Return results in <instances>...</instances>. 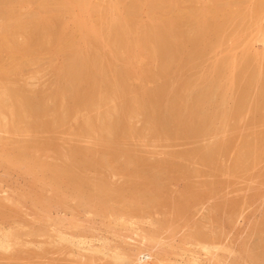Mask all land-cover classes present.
I'll return each mask as SVG.
<instances>
[{"label":"rangeland","instance_id":"374dc122","mask_svg":"<svg viewBox=\"0 0 264 264\" xmlns=\"http://www.w3.org/2000/svg\"><path fill=\"white\" fill-rule=\"evenodd\" d=\"M261 1L262 0H221V3H218L222 5L220 6L215 4L214 0H0V37H2V33L6 32H3V29L5 30V25L7 26L11 23V26H13V22H17L16 20L6 17V15H8L6 13H9V10H11L10 13L16 11V16L19 14L17 17L20 19L22 18L21 20H37V18L39 20H44V18L47 17V20H49L51 24L54 23L52 26H57L53 28L63 32L62 39L54 37L52 40L48 37L50 35H48L47 37L49 39L45 37L47 40L44 39L46 42L43 46H39V44L32 46L31 48H38L36 51L29 47L33 54L31 55V53H29L27 56L26 54L28 53H22V48L24 49L22 46L26 47L25 52H30L28 49L29 43L25 42L26 40L28 41L27 36L25 34L23 35V33L16 34L15 36L17 38L13 36L14 39L16 38L17 47L20 49L17 47L11 50L8 49L10 52L12 51V53L15 51L16 55H13L15 52L12 54L6 50L8 52L7 54V52H4L5 50L1 51L2 53L4 52V58L0 59V66H3L2 68L0 67V70H2L0 71V82L2 83V78L3 80L5 79L2 84H5L4 82L6 81V86L8 85V88L15 86V88L23 89L18 90L14 88L17 90L18 98L20 96L18 92L26 93L28 90L29 97L38 98L39 96L37 95H42V98L45 97L49 99V96L51 97L49 93L54 94L52 92L53 90L56 92L58 89H61V85H64V82L62 80L60 82L58 77L63 72V68L69 62L70 58H80L85 61H90V65L88 64L89 69L87 68V70L91 71L89 72L90 74L87 73L85 74L86 76H83V92L86 93L89 90L87 94L93 93V95L95 92V96L92 98L88 97L89 104L93 102L95 104H100L99 106L97 104L93 109L88 106L87 109V101V104L81 105L82 107L75 109V111H71V113L61 111H56V113H54L55 111H53L51 112L52 115L49 113L46 117H41V120L39 119L40 117H38L39 115H35L37 118H32L33 115L28 117V119L25 118L26 121L25 119L15 120V118L14 122L17 121L18 123L16 124L19 127H17L15 123H12L13 116L11 115V110L14 109L13 107H11V110H9L10 108L7 109V115L2 116L0 114V154L3 156L0 155V264H160V262L161 264H264V155L261 153L260 156L254 157L258 158V162L257 159H254L252 156H246L245 165H243L244 160L241 158L242 156L239 155L244 148H252L259 145L255 143H257L258 139L264 138V107L262 108L260 106L258 109L253 107L255 104L254 101L258 98V92L264 94V84L262 86V83H264V2L261 9V17H259V19L249 18L245 21L246 23L244 22L241 26L237 23H234L235 25L228 23V31L224 28V22L222 23L224 19L220 17L221 19H219L222 21H220L219 28L221 26V29H223L222 34L221 31H219V35H217L219 39H217L216 36L209 37V39L212 40L213 38L220 40V43H218L216 47H212L214 49H206L200 54V58L198 56L192 62L189 61L192 55V52H189L191 48L189 50L184 49L186 51L182 50L178 53L179 62H172L170 68H166V70L170 72V77L166 79V83H168V86L171 84L169 86L171 89L181 80L180 82L184 81L183 83L188 84L182 91L187 89L188 92L197 93L209 87L214 76V66L218 61L222 62L223 60H227L228 64L230 60L229 66L225 67L226 72L225 68L219 71V75L222 76L225 74L222 76L224 86L222 87L223 89H221L222 92L219 93L220 96L217 95L213 98L215 100L211 102L213 104L209 102H207V104L205 100L203 101L204 109H208L209 107L211 109L215 106L213 108L215 111L214 113H219V115L217 113L218 118L215 117L217 120L215 118V120H213V129L211 128L209 132L196 136L197 138L194 136L193 139H191L192 137L186 138L185 136H171L170 138L162 133L163 130L153 135V133L151 134L147 131L148 124L144 117L146 110L142 109L140 106L138 107L137 104L140 96H142L143 90H152V88L157 87V85L155 86L156 82L159 84V82L161 83L163 81V84L164 81H166L160 75L164 70L163 67H155L161 66V61L159 60L160 63H158V59L154 58V55H151V51L150 53L147 51L150 46L147 47L148 45L144 42L146 38L145 35L148 36V34H146L148 31H145L144 28L146 26L151 27L152 21L154 20L153 14L157 13L158 15L164 8H167L168 12H170L171 8L167 7L169 3L175 5H172L174 8L169 5L173 9L171 12L176 13L174 16H178V14L180 16H186L187 13L194 14L197 10L203 9H199V7H203V5L204 7L208 6V9L210 8L209 6H211V10L219 8L223 10V12L224 10L236 11L238 8H244L250 12L255 8V5ZM168 12L165 17L163 15L164 20H166V18L167 20L172 17L174 18V16L170 17L172 13L170 12V14H168ZM181 12L187 13L182 14ZM57 15L60 16L59 18L62 17L61 20L56 18L59 22L53 20ZM116 19L121 20L120 22L126 27L130 24L135 28L134 35L136 39L138 37V42H140L139 47L136 46V49L133 48L132 51L124 53L121 45L119 44L118 46L117 41L115 43L116 45L114 44V40L117 36L115 31H113L114 36H112L113 33H111L112 35L110 38L109 29L113 22L117 21ZM123 20H125V22ZM132 20L134 23H132ZM127 21H131V23H127ZM252 21L254 23H252ZM136 22L142 25L139 28L137 27L138 30L135 27L138 25H136ZM9 26L10 25L6 28ZM185 26V29L188 28L187 30L192 29L190 35H193L194 32L195 35H197V30H193L189 25ZM130 27H127V29H130ZM224 30L227 31V33H225ZM230 30H234V33ZM96 31L100 32L98 39L94 36ZM223 32L226 35H224ZM220 35L221 38L219 37ZM4 36L5 34L2 40L7 39ZM46 45L47 47L44 48ZM66 45L68 47H65ZM144 48H146V50ZM17 49L19 51L21 50L20 53L22 54H17ZM144 50L148 53L144 52ZM248 52L251 53V56L255 58V62L258 63L256 64V69L257 74H260L262 77L261 81L256 80L253 82L247 105L236 114L230 115V118L228 117L226 120L224 119L221 121V110L226 108L230 110L233 108V99L236 97L237 86H232L231 84L234 68L236 67L237 69L240 64L243 63L245 60L244 57ZM79 53L81 55H79ZM104 53H109L110 55H104ZM117 54H119V61L115 62V56H117ZM150 55L152 59L156 60V64L154 60L152 61ZM201 55H205L204 58H201ZM95 57H98L106 66V71L108 69L106 77L108 79L110 78L109 80L111 81L117 80L120 69L129 72L133 70L128 76V78L130 77L133 81L127 78V82L126 80V83L124 82L125 87L123 88L125 89L123 90L126 92L122 91L124 96L121 97V91L118 90V96L120 94V98H115L116 96L109 91L111 88L106 83L94 85L96 80L95 76L92 75V71L100 69V65L97 64ZM111 57H113V59ZM183 57L186 59L185 66L183 64L185 63ZM0 58H2L1 54ZM181 59L183 60V65H181ZM198 59H200L202 63ZM235 60L236 63L234 62ZM195 61H197V63ZM238 61H242V63ZM12 64L14 65L11 66ZM173 64L174 66H172ZM177 64H180L181 68L183 66L182 69L184 70H181ZM97 65L99 67L98 69L96 68ZM111 65L114 67L110 68ZM9 66L11 67L8 69ZM92 66H96V69ZM144 66L146 67L144 68ZM13 67H17V69ZM177 67L179 71L181 70L183 72V74H180L181 76L176 73L178 72ZM159 68L160 71H158ZM4 69H7V71ZM13 70L14 73L12 72ZM155 70L157 73H155ZM9 71L12 73V77L8 79L9 75L7 74ZM210 71H212L213 74L210 73ZM1 72H6L7 76H2L4 73L1 74ZM173 74L179 76V78H174ZM133 75H135L136 78L133 77ZM151 75L153 78H157H154L155 83ZM91 76H94V79L90 78L89 80ZM171 77L174 78V81ZM177 78L178 80L175 81ZM207 80L208 83L206 82ZM169 81L172 82L169 84ZM227 81L228 84H226ZM244 82L245 84H242V87L240 86V90L247 88L246 86L249 84V80ZM1 83L0 93L2 94L6 89H4L5 86H2ZM127 83L130 86H128ZM57 84L58 87L56 86ZM86 86L88 88L91 87V89H88ZM131 86L133 88H131ZM146 86L148 88H146ZM256 86L258 88H256ZM55 87L58 89L56 90ZM92 87L94 89L93 91ZM126 87L130 90H127ZM126 90L129 92L127 93ZM31 93H33V95ZM43 94H49V96L46 95L47 97H43ZM135 94L139 96L136 97L137 100L133 99ZM130 96H134L131 98L132 100ZM253 96L256 97L254 98ZM222 97L225 99L223 104H221V102H223ZM122 98L130 102L129 105H131V108H125L124 111H128L129 109L132 110V112L130 110V112H128L131 113L129 125L131 127L135 126L133 128L135 130L133 132L135 136H133V133L127 135V139L125 138L127 142L125 140V142H123L124 144L122 143L123 146L121 145V148L127 152L128 157H126L127 155H123L120 158L114 159L108 157L111 156L107 152L109 142H107L108 146L106 145V140L108 141L114 138V135L107 136L106 130H100L99 132L96 129L90 128L89 125L92 124L94 127L102 126V111L113 108L116 103L119 104V102H121ZM48 104L52 105L53 101L49 99ZM70 104H72V102H70ZM136 104L137 106H135ZM210 104L211 106H209ZM249 106H251V108H249ZM150 108L151 107H149V109ZM213 109L211 110L213 111ZM66 113L68 115L67 119L63 122H57L56 117L58 116H56V114L63 116ZM30 118L33 121L31 126ZM49 120H51L52 123H50L51 121ZM228 120H230V122ZM22 122H24L23 125L26 124L24 125L27 126L26 128L19 124ZM43 122H48L52 126L49 125V127L44 128L42 127ZM224 122L226 123L224 124ZM27 124H29V126ZM8 125L9 127L10 125L12 127L14 125V129H9ZM15 126L18 130H16L17 128ZM224 126L227 128H224ZM261 135L263 136L261 137ZM256 138H258L257 141ZM218 141L225 143L223 146V153H219L218 156L210 162L205 161L202 154H205L211 147L217 146L218 143H220ZM251 142H253L252 144L254 145H252ZM24 145L26 146L25 148L23 147ZM29 145L32 146V149L29 148ZM104 146L106 149H104ZM76 149L79 153L80 151L82 152L78 155V158L84 162V155L85 158H89L90 160L88 161L92 163H88L85 159L87 165L85 162L82 163L86 165L84 168H82L83 165L75 164L78 158L74 160L72 154L75 153ZM22 150H24L23 153L29 152L27 154L30 155V157L27 155L29 158L25 156L23 158L26 159H19L20 157L17 159ZM261 150L264 151V148ZM63 154L68 155V158ZM33 155V160L30 161ZM34 158H36L37 161L39 159V162ZM132 158L136 159H133V161L131 160ZM236 158L240 160L241 163L238 160H236V162ZM136 160L139 162H136ZM18 161H20V164L16 163ZM42 161L44 164L41 163ZM129 161L133 165L134 163L135 165L140 163L138 164L139 167L138 165L136 166L137 168L141 166L144 168L146 166L145 169L150 172L156 170L155 166L153 167L152 165L157 166L159 162H163V164H171V162H174V165L178 163L177 165H181V169L179 172L174 170L175 173L172 171L173 173L170 172L169 175L167 169H165L164 174L166 177L162 176L161 178L163 181L160 178L159 182H157L161 185L160 189L162 188L161 191H158V196H156L155 193L151 194V192L145 191L147 194L144 193V197L151 194L152 196L149 195L150 197L154 195L156 198V201H154L155 198H151L150 202H155L151 204L146 202L145 199L147 197L144 198L139 195L143 194L142 191L144 189L142 190V185H144L145 182H149V179H153V177L150 175L149 178L145 176L144 178L134 176L136 180L132 179L131 176H133V174L131 175L127 168L130 167V171L137 168L135 167L132 170L131 168L133 167L130 166L131 164ZM39 164L42 166H39ZM68 164L70 165L68 166ZM90 164L93 165L91 166ZM236 164H239L238 166L241 167L239 168L237 166L236 168ZM62 165L70 167V171L72 172L63 173V176L60 175L55 169H58L57 167L62 168ZM75 165H80L77 168L78 170ZM125 165L126 167L124 168L123 166ZM71 166L75 169H72ZM151 166L154 169L150 168ZM32 169L35 171L33 172ZM76 171L80 172L77 174L75 173ZM71 174L72 177L70 178ZM58 175L63 178L60 179ZM67 175H69V177H67ZM64 177L68 180L64 179ZM80 177L86 179H80ZM147 179L148 181H146ZM105 180H107V182L104 183ZM144 180L145 182H143ZM132 181H135V185ZM131 182L132 184H129V189L132 187L135 189L140 188V192L138 189L134 191L135 189L133 188V193L132 189L129 190L127 188L129 191L126 189L121 190ZM109 183L111 185H109ZM136 183L140 184V187H137ZM205 186L207 188H205ZM111 187L113 188L112 190ZM95 188L100 190L105 189L106 191L103 190V192L101 190L103 193L97 195L96 192L100 190L96 191L94 190ZM89 189H93L92 192H90L91 190L89 191ZM116 189L120 190L116 193ZM187 190L189 191L187 192ZM108 191L114 194L112 193V195ZM120 191L121 193H119ZM202 191L205 192V196L203 194L204 197L201 195L200 198L199 195L204 193ZM124 192H126V194ZM89 194L94 196L93 199ZM108 194H110V196ZM121 194L127 196L124 197V195ZM106 195L108 197L116 195L115 199L118 198V201L114 200V198L113 200L110 198V200H112L111 202ZM120 196H123V199ZM195 196L199 199L195 200L197 198H195ZM99 197L101 200L102 198H107L103 200L104 202L106 201V203H103V205L100 203V205L99 202L101 200H99ZM97 199L99 200L98 203ZM107 201L109 202L107 203ZM150 204L155 206L153 207Z\"/></svg>","mask_w":264,"mask_h":264},{"label":"bare ground","instance_id":"6f19581e","mask_svg":"<svg viewBox=\"0 0 264 264\" xmlns=\"http://www.w3.org/2000/svg\"><path fill=\"white\" fill-rule=\"evenodd\" d=\"M7 1V0H6ZM170 1V0H169ZM182 1V0H181ZM45 2V1H44ZM52 2V1H51ZM50 2V3H51ZM167 2V1H166ZM213 2V1H212ZM214 2H215V4H218V3H221V0H214ZM226 2V1H225ZM263 2H264V0H262L261 2H259L258 4H256L255 5V8L252 10V11H247V10H245L244 8H238V10H236V11H225L224 10V12H223V10H221V9H219V8H216V9H213V7H212V9L213 10H211L210 8H211V6H209L210 8V10L208 9V6L207 7H204V5H203V7H199V9H201V8H203V9H201V10H197V12H194V14H188L187 12H183V13H187V15H189V16H180L179 14H178V16H174V14H176V13H173V12H171L173 9H172V5H174L173 3H172V5L169 3V5H171V6H167V7H170L171 8V13L173 14H170V12H168V9L167 8H162L163 10L162 11H160V13L157 15V13H155V14H153V16H154V22L152 21V25H151V27H149V26H146L144 29H145V31L147 30L148 31V33H146V34H148V36L147 35H145V39H144V42L146 43V45H148L147 47H149L150 46V48L147 50V51H149V53H150V51H151V55L153 56L154 55V58H157L158 60V63H160L159 62V60L161 61V66H155V67H160V68H162L163 67V72L162 73H160V75H161V77L162 78H164L165 80L166 79H168L169 77H170V72H168L169 70H166V68H170V65H171V63L172 62H175V63H177V61L179 62V57H178V53L180 52V51H182V50H184V49H186V50H189L190 48H191V50H189V52L192 54L191 55V58H190V62H192L193 60H195L198 56H199V58H200V54L202 53V52H204L206 49L208 50L209 48L212 50V49H214V48H212V47H216L217 46V44L218 43H220V40H216V38L218 37L217 35H219V31H221V34H222V31H223V29H221V26H220V28H219V25H220V21H222V20H220L221 18L222 19H224V21H222V23L224 22V28H225V30H227L228 31V27H229V24H231V25H235L234 23H237V24H239L240 26L241 25H243V23L245 22V21H247V19H249V18H253V19H259V17H261L260 15H261V9H262V7H263ZM177 3V2H176ZM16 4V3H15ZM227 4V3H226ZM24 5V4H23ZM49 5V4H48ZM218 5H220V4H218ZM175 6V5H174ZM220 6H222V5H220ZM7 7V6H6ZM66 7V6H65ZM163 7H164V5H163ZM177 7H178V5H177ZM216 7H218V6H216ZM174 8V7H173ZM193 8H195V7H193ZM192 8V9H193ZM215 8V7H214ZM12 9V8H11ZM3 10V9H2ZM14 10V9H13ZM182 10V9H181ZM181 10H179V11H181ZM184 10V9H183ZM188 10H190V9H188ZM186 11V10H185ZM11 12V10H9V13H6V14H8V15H6V17L7 18H9V19H12V20H16L17 22L15 23V22H13V26H11L12 24L10 23V24H8V25H10L8 28H6L7 26L5 25L4 27H5V30L3 29V32H5V33H2L3 35L5 34V38H7L6 40L4 39V40H2L3 38V35L1 34V36L2 37H0V54H1V56H2V58H0V59H3L4 58V56H3V53L5 52H9V53H12V51L10 52L9 50H11L12 48L13 49H15L16 47H17V42H16V34H19V33H23V35L25 34L26 36H27V38H28V41L26 40L25 42H28L29 43V45H28V49H29V51L30 52H25V46H22V47H24V49L22 48V53L23 54H26V53H28V54H26V56L27 55H29V53H31V55L33 54V52L31 51V49L32 50H34V51H36V50H38V48H36V49H34V48H31L32 46H35V44H39V46H43V44H45V40H47V39H49V38H61L62 39V35H63V32L62 31H60V30H56V28H53V27H57V26H52V24H54V23H50L49 22V20H47L48 18L47 17H45L44 18V20L43 19H41V20H39L36 16V18H37V20H26V19H24V20H21L20 18H18L17 16L19 15V14H17V16H16V13L14 14L13 12L12 13H10ZM167 12H168V14H170L171 16L170 17H172V16H174V18L172 17V18H170L169 20H167V18H166V20H164L163 18L166 16V14H167ZM178 12V11H177ZM62 13V12H61ZM104 13V12H103ZM154 13V12H153ZM182 13V12H181ZM182 13V14H183ZM222 13V14H221ZM163 15H164V17H163ZM103 16H105V15H103ZM103 16H102V18H103ZM21 17V16H20ZM32 17V16H31ZM51 17V16H50ZM49 17V18H50ZM60 16H58L57 15V17L55 16L54 17V19L53 20H57L56 18H58V20H61V18H59ZM118 17V16H117ZM221 17V18H220ZM24 18V17H23ZM26 18V17H25ZM78 18V17H77ZM119 18H120V16H119ZM127 18H129V17H127ZM156 18V19H155ZM210 18V19H209ZM220 18V19H219ZM6 19V18H5ZM8 19V20H9ZM46 19V20H45ZM132 19V18H131ZM7 20V21H8ZM57 20V21H58ZM117 21H114L113 22V26L111 25V27H110V29H109V31H110V38H111V33H113V35L112 36H114V32L113 31H115V33H116V39L114 40V44L116 43V41H117V43H118V46H119V44L121 45V47H122V50L124 51V53H128V52H130V51H132V49L133 48H135L136 46L137 47H139V45H140V42H138L139 40H138V37H137V39L135 38V28L132 26V25H130V24H128V25H130V26H132V27H130V26H128L127 25V27H130V29H127V27L126 26H124L120 21L121 20H119V19H116ZM130 20V19H129ZM237 20H238V22H237ZM124 22H125V20H123ZM135 21V20H134ZM250 21V20H249ZM59 22V21H58ZM61 22V21H60ZM131 23V21H127V23ZM140 22V21H139ZM15 23V24H14ZM62 23V22H61ZM132 23H134L133 22V20H132ZM229 23V24H228ZM246 23V22H245ZM252 23H254L253 21H252ZM257 23V22H256ZM5 24V23H4ZM3 24V25H4ZM56 24V23H55ZM138 23L136 22V25H137ZM225 24H227V25H225ZM248 24V23H247ZM57 25V24H56ZM185 25H189V26H191L192 28H193V30L195 29V31L197 32V35H195V32L193 33V35H190V31L192 30H187V29H185ZM238 25V26H239ZM62 26V25H61ZM135 26V25H134ZM140 26H142V25H140V24H138L137 26H135L136 28L138 27H140ZM249 26V25H248ZM89 27V26H88ZM190 27V28H191ZM236 27V26H235ZM58 28H59V25H58ZM134 28V29H133ZM138 28H137V30H138ZM228 28V29H227ZM61 29V28H60ZM95 29V28H94ZM142 29V28H141ZM143 29V30H144ZM62 30V29H61ZM224 30V32L225 33H227V31H225ZM90 31V30H89ZM140 31H142V30H140ZM139 31V32H140ZM231 32H233L232 30H230ZM243 31V30H242ZM223 32V34L224 35H226L225 33ZM64 33H65V31H64ZM99 33L100 32H95L94 33V36H95V38L97 37V39L99 38L98 36H99ZM137 33V32H136ZM234 33V32H233ZM142 34V33H141ZM145 34V33H144ZM48 35H50V36H48ZM88 35H89V33H88ZM197 36V37H195V36ZM229 35V34H228ZM13 36H15L16 38L14 39V37ZM18 36V35H17ZM49 38H48V37ZM53 36V37H52ZM91 36V35H90ZM192 36V37H191ZM194 36V37H193ZM210 36H216V38L214 39L213 37V40L212 39H209V37ZM233 36V35H232ZM45 37L47 38V39H45ZM64 37V36H63ZM141 37V36H140ZM220 38H221V35L219 36ZM26 38V39H27ZM141 38H143V37H141ZM140 38V39H141ZM228 38V37H227ZM45 39V40H44ZM51 39H50V41H51ZM88 39V38H87ZM91 39V38H90ZM96 39V40H97ZM217 39H219V38H217ZM224 39V38H223ZM231 39V38H230ZM53 40V39H52ZM112 40V39H111ZM225 40V39H224ZM20 41V40H19ZM18 41V42H19ZM50 41H48V42H50ZM55 41H56V39H55ZM221 41H223V40H221ZM23 42H24V40H23ZM112 42V41H111ZM51 43V42H50ZM56 43V42H55ZM74 43V42H73ZM149 43V44H148ZM224 43V42H223ZM56 44H58V43H56ZM64 44V43H63ZM71 44V43H70ZM75 44V43H74ZM98 44V43H97ZM20 45V44H19ZM59 45H61V44H59ZM91 45V44H90ZM113 45V44H112ZM116 45V44H115ZM71 46V45H70ZM80 46H82V45H80ZM141 46H143V45H141ZM31 49H30V48ZM47 47V45L44 47V48H46ZM61 47V46H60ZM64 47V46H63ZM65 47H68L67 45L65 46ZM72 47V46H71ZM100 47V46H99ZM111 47V46H110ZM144 47V46H143ZM142 47V48H143ZM146 47V48H147ZM249 47V46H248ZM18 48V47H17ZM50 48V47H49ZM58 48H59V46H58ZM94 48H95V46H94ZM114 48V47H113ZM119 48V47H118ZM146 48H144L145 50H146ZM188 48V49H187ZM9 49V50H8ZM18 49H20V48H18ZM17 49V54L18 53H20L21 52V50L19 51ZM27 49V50H28ZM136 49V48H135ZM5 50V51H4ZM7 50V51H6ZM41 50V49H40ZM48 50V49H47ZM91 50V49H90ZM115 50H117V49H115ZM115 50H112V51H115ZM144 50V52H147V51H145ZM186 50H184V51H186ZM216 50V49H215ZM256 50V49H255ZM1 51H4L3 53L1 52ZM83 51V50H82ZM118 51V50H117ZM117 51H115V52H117ZM137 51V50H136ZM8 52H7V54H8ZM15 52V51H14ZM13 52V53H14ZM25 52V53H24ZM81 52V51H80ZM111 52V51H110ZM12 53V54H13ZM22 53H20V54H22ZM36 53V52H35ZM46 53V52H45ZM100 53V52H99ZM134 53V52H133ZM148 53V52H147ZM188 53V52H187ZM207 53H208V51H207ZM43 54V53H42ZM81 54H82V52H81ZM80 53H79V55H81ZM105 54H109V53H104V55ZM136 54V53H135ZM143 54V53H142ZM181 54V53H180ZM5 55V54H4ZM13 55H16V52L13 54ZM36 55V54H35ZM94 55H95V53H94ZM97 55V54H96ZM103 55V54H102ZM103 55V56H104ZM110 55V54H109ZM118 55L119 54H117V56H115L116 57V60H115V62H118L119 61V58H118ZM150 55V56H151ZM183 55V54H182ZM152 56L150 57L151 59H152ZM205 56V55H204ZM204 56L203 55H201V58H204ZM13 57V56H12ZM83 57V56H82ZM85 57V56H84ZM88 57H89V55H88ZM108 57V56H107ZM122 57V56H121ZM185 57V56H184ZM183 57V59H185ZM212 57V56H211ZM14 58V57H13ZM35 58V57H34ZM94 58V57H93ZM92 58V59H93ZM105 58V57H104ZM112 59H113V57H111ZM133 58V57H132ZM210 58V57H209ZM87 59V58H86ZM95 59H96V62H97V64H99L100 65V69L99 70H97V71H95V70H93L92 71V75H94L95 76V83H94V85L96 84V85H98V84H100V83H106L111 89H109V91L110 92H112L116 97L115 98H120V94H119V96H118V93H119V91H121V97L122 96H124L123 94H122V91L123 92H125V90H123V89H125V88H123V87H125V83L127 82V78H128V76H129V73L131 72V71H133V70H131L130 72L129 71H126V70H123V69H120V71H119V75L117 76V80L116 81H111V80H109L106 76H107V74H106V72L108 71V69H107V71H106V66L101 62V60L98 58V57H95ZM95 59H93V60H95ZM206 59V58H205ZM242 59V58H241ZM245 59V60H244ZM244 59H242V60H244L243 61V63H242V61L241 62H239V63H242V64H240V66L236 69V67L234 68V71H233V76H232V79H231V84H232V86H237V91H236V97H235V99H233L234 101H233V108H231L230 110H227V108L226 109H222L221 110V113H220V115H221V117L220 118H222L221 119V121H223L224 119L226 120L230 115H233V114H236L238 111H240L242 108H244L246 105H247V102H248V100H249V97H250V93H251V88H252V86H253V82L254 81H261V75L259 74H257V69H256V64H258V63H256L255 62V58H253L252 56H251V53H247V55L244 57ZM11 60H13V59H11ZM18 60V59H17ZM88 60V59H87ZM91 60V59H90ZM108 60H109V57H108ZM111 60V59H110ZM133 60V59H132ZM138 60V59H137ZM154 59H152V61H153ZM198 60H200V59H198ZM197 60V61H198ZM218 60V59H217ZM15 61V60H14ZM141 61V60H140ZM155 61L156 60H154V63H155ZM182 59H181V65H183L184 64V66H185V64H186V59H185V63H183L182 64ZM197 61H195L196 63H197ZM201 61V60H200ZM18 62V61H17ZM89 62L90 61H85V60H82V59H80V58H70V60H69V62L66 64V66L63 68V72L60 74V76L58 77L59 78V80H60V82H61V80L64 82L63 84V86L61 85V89L59 90L58 88H56V92H54L55 90H53L52 92L54 93V94H51V93H49L50 95H51V97L49 96V94H46V95H48L49 96V99L50 100H52L53 101V104L52 105H50V104H48V101H49V99H46L44 96H46V95H44L43 94V97L44 98H42L41 96L42 95H37V96H39L38 98L37 97H35V98H33L32 96H28V90H27V95H26V93L24 92V93H21V92H18L19 93V98L17 97V90H15V89H18V88H15V86L13 87L12 85V87L11 88H8V85L6 86V84H7V82L5 81L4 83L5 84H2L3 83V81L5 80H3L2 78H1V80H2V86H5V88L4 89H6L5 90V92L4 93H0V114L2 115V116H4V115H7L8 113H7V109L8 108H10L9 110H11V107H13L14 109H12L11 110V115L13 116V120H12V123H15V125L17 126V124L16 123H18L17 121H15L14 122V119L15 120H23V119H25V118H27L28 119V117H31L32 115V118H37L36 116L37 115H39L38 117H40L39 119L41 120L42 118L41 117H46L49 113H51V112H53V111H55L54 113H56V111H61V112H67V113H71V111H75V109H78V108H80V107H82L81 105H84V104H87L86 102L89 100L88 99V97L90 98H92L93 96H95V92H94V95H93V93H90V94H87V93H89L88 91L86 92V93H84L83 92V80H84V78H83V76L85 75V74H90L89 72H91L90 70H87V68H88V64H89ZM99 62V63H98ZM105 62V61H104ZM206 62V61H205ZM235 63H236V60L234 61ZM11 63V62H10ZM15 63V62H14ZM55 63V62H54ZM106 63V62H105ZM110 63H112V62H110ZM130 63V62H129ZM141 63V62H140ZM157 63V62H156ZM155 63V64H156ZM198 63H199V61H198ZM201 63H202V61H201ZM217 63V62H216ZM215 63V64H216ZM234 63V64H235ZM92 64V63H91ZM113 64V63H112ZM115 64V63H114ZM154 64V65H155ZM188 64H190V63H188ZM229 64H230V60H229V62H228V64H227V60H223L222 62H220V61H218V63L214 66L215 67V69H214V76H213V79H212V81H211V83H210V85H209V87L208 88H206V90H205V88H204V90H200V91H198L197 93H192V92H188V90L186 89L185 91H182V89L184 88H186L185 86L186 85H188V84H185V83H183V82H180L181 80V78L179 79L180 81L178 82V84H176L175 85V87H173L172 89L169 87L171 84H170V82H172V81H169V86H168V83H166L167 82V80L166 81H164V83L162 84V82L160 83L159 82V84H157V82H156V84H155V86L157 85V87L156 88H152V90L150 89H146V90H143V93H142V96H140V99H139V101L137 102V104H138V107L140 106L142 109H145L146 111H145V113H144V117H145V120H146V123L148 124V126H147V131L148 132H150L151 134L153 133V135L154 134H157V133H160V132H162V130H163V134L164 135H166V136H168V137H170L171 138V136H179V137H181V136H185L186 138H188V137H192L191 139H193V137L195 136V138H197L196 136H199V135H201V134H204V133H206V132H209L210 131V129L212 128V126H213V120H217V113L218 112H216V113H214L215 111H214V107L215 106H213L211 109H213V111L210 109V107L208 108V109H204V104H203V101L205 100L206 101V103L207 102H209V103H211V102H214L215 100L213 99L215 96H217V95H219V93H221L222 91H221V89H223L222 87L224 86V81H222V76H224L225 74H223L222 76L221 75H219V71L220 70H222V69H224L226 66H229ZM8 65H9V63H8ZM8 65H5V66H8ZM14 64H12L11 66H13ZM65 65V64H64ZM90 65V64H89ZM110 65V64H109ZM136 65V64H135ZM158 65V64H157ZM176 65V64H175ZM177 65H179V68L181 69V70H184V69H182L183 68V66H182V68H181V65L180 64H177ZM200 65V64H199ZM233 65V64H232ZM4 66V67H5ZM11 66H9L8 67V69L11 67ZM47 66V65H46ZM124 66V65H123ZM128 66H130V65H128ZM134 66V65H133ZM148 66V65H147ZM172 66H174V64L172 65ZM171 66V67H172ZM188 66V65H187ZM190 66V65H189ZM192 66V65H191ZM1 68L3 67V66H0ZM18 67V66H17ZM17 67H13L14 69L16 68L17 69ZM90 67V66H89ZM92 67H96V66H92ZM114 67V66H113ZM112 67V65L110 66V68H113ZM146 66H144V68H145ZM152 67V66H151ZM97 69L99 68L98 67V65H97V67H96ZM95 68V69H96ZM143 68V69H144ZM149 68V67H148ZM160 68H159V70L158 71H160ZM176 68V67H175ZM185 68V67H184ZM89 69V68H88ZM117 69H118V67H117ZM126 69V68H125ZM130 69V68H129ZM150 69V68H149ZM177 69H178V67H177ZM176 69V70H177ZM5 70V69H4ZM12 70V69H11ZM10 70V71H11ZM146 70H147V68H146ZM152 70V69H151ZM154 70V69H153ZM172 70H174V69H172ZM176 70H175V72H176ZM179 71V69L177 70L178 72H179V74H178V72H176L177 73V75H180V74H183V72L182 71ZM192 70V69H191ZM233 70V69H232ZM232 70H230V71H232ZM0 71H2V70H0ZM5 71H7V69L5 70ZM9 71V73L7 74V75H9L8 76V79L10 78V77H12V73ZM95 71V72H94ZM150 71V70H149ZM229 71V72H230ZM260 71V70H259ZM13 73H14V70L12 71ZM35 72V71H34ZM65 72V73H64ZM112 72H113V70H112ZM142 72V71H141ZM182 72V73H181ZM185 72V71H184ZM225 72H226V68H225ZM224 72V73H225ZM228 72V73H229ZM236 72V73H235ZM4 73V74H3ZM144 73V72H143ZM143 73H142V75H143ZM149 73V72H148ZM154 73V72H153ZM155 73H157V71L155 70ZM210 73H212L213 74V72L212 71H210ZM263 73V72H262ZM1 74H3L2 76H7L6 75V72H1ZM114 74V73H113ZM113 74H111V75H113ZM117 74V73H116ZM131 74V73H130ZM137 74V73H136ZM175 74V73H174ZM173 74V75H174ZM202 74V73H201ZM221 74V73H220ZM11 75V76H10ZM148 75V74H147ZM186 75V74H185ZM185 75H184V77H185ZM204 75V74H203ZM227 75V74H226ZM229 75V74H228ZM1 76V75H0ZM86 76V75H85ZM94 76L92 77H89V80H90V78L92 79H94ZM152 76V75H151ZM156 76H158V75H156ZM181 76V75H180ZM205 76V75H204ZM204 76H202V77H204ZM231 76H229V77H231ZM57 77V76H56ZM113 77V76H112ZM133 77H135V75H133ZM141 77V76H140ZM145 77H147V76H145ZM175 77H178L179 78V76H175L174 75V78ZM87 78H88V75H87ZM130 78V77H129ZM128 78V79H129ZM136 78V77H135ZM144 78V77H143ZM143 78H141V79H143ZM151 78H153V76L151 77ZM154 78H156V77H154ZM154 78H153V82L155 83V80H154ZM172 78V77H171ZM174 78H172V80L174 79ZM178 78L177 79H175V81H177L178 80ZM138 79V78H137ZM148 80H150L149 78H147ZM157 79V78H156ZM163 79V80H164ZM183 79V78H182ZM186 79V78H185ZM203 79V78H202ZM228 79V78H227ZM226 79V80H227ZM264 79V78H263ZM262 79V80H263ZM57 80V79H56ZM88 80V79H87ZM125 80H126V82H125ZM129 80H131V78L129 79ZM146 80V79H145ZM162 80V79H161ZM249 80V84H247V88H245V89H243V90H240V86L242 87L243 85L242 84H245V82L244 81H248ZM17 81V80H16ZM131 81H133V79L131 80ZM157 81V80H156ZM174 81V80H173ZM264 81V80H263ZM52 82V81H51ZM125 82V83H124ZM193 82H194V80H193ZM207 83H208V80L206 81ZM230 82V81H229ZM13 83V82H12ZM89 83H90V81H89ZM132 83V82H131ZM140 83V82H139ZM190 83V82H189ZM262 83V82H261ZM226 84H228V81H227V83ZM263 84L264 83H262V86H263ZM95 85V86H96ZM127 85H128V83H127ZM133 85V84H132ZM173 85V84H172ZM207 85V84H206ZM257 85H258V83H257ZM19 86H21V85H19ZM57 87H58V84L56 85ZM85 86V85H84ZM88 86V85H87ZM86 86V87H87ZM94 86V87H95ZM106 86V85H105ZM128 86H130V85H128ZM142 86H143V84H142ZM141 86V87H142ZM145 86V85H144ZM60 87V86H59ZM86 87H85V89H86ZM99 87V86H98ZM151 87H153V86H151ZM228 87V86H227ZM15 88V89H14ZM88 88V87H87ZM90 89H91V87H89ZM88 88V89H89ZM105 88H107V87H105ZM122 88V89H121ZM128 87H126V89H127ZM131 88H133L132 86H131ZM135 88H136V86H135ZM146 88H148L147 86H146ZM197 88H199V87H197ZM256 88H258L257 86H256ZM260 88H261V86H260ZM2 89V88H1ZM25 89V88H24ZM99 89V88H98ZM102 89V88H101ZM137 89V88H136ZM153 89H155V90H153ZM18 90H23V89H18ZM34 90V89H33ZM94 89H93V87H92V91H93ZM107 90V89H106ZM119 90V91H118ZM127 90H130V89H127ZM126 90V91H127ZM133 90V89H132ZM139 90H140V87H139ZM235 90H236V88H235ZM240 90V91H239ZM254 90V89H253ZM256 90V89H255ZM264 90V89H263ZM30 91V90H29ZM86 91V90H85ZM98 91V90H97ZM135 91V90H134ZM138 91V90H137ZM224 91V90H223ZM259 91V90H258ZM261 91V90H260ZM129 91H127V93H128ZM141 92H142V89H141ZM235 92V91H234ZM257 92V91H256ZM21 93V94H20ZM40 93V92H39ZM126 93V92H125ZM226 93V92H225ZM230 93V92H229ZM253 93H254V91H253ZM261 93V92H260ZM259 92H258V98H256V100L254 101L255 102V104H254V108L255 109H258L260 106L263 108L264 107V94L263 93H261L260 94ZM24 94V95H23ZM32 95H33V93H31ZM30 94V95H31ZM98 94V93H97ZM35 95V94H34ZM131 95V94H130ZM23 96H26V97H23ZM108 96V95H107ZM126 96V95H125ZM220 96V95H219ZM233 96H234V94H233ZM232 96V97H233ZM20 97H21V99H20ZM47 97V96H46ZM134 97V96H133ZM133 97H131L130 96V99L131 98H133ZM136 97H139L138 95H136L135 94V97L133 98L134 100H137V98ZM254 97V96H253ZM252 97V98H253ZM256 97V96H255ZM254 97V98H255ZM97 98V97H96ZM223 98V97H222ZM234 98V97H233ZM98 99V98H97ZM48 100V101H47ZM132 100V99H131ZM224 98L222 99V101L223 102H221V104H223L224 103ZM95 101V100H94ZM99 101V100H98ZM106 101V100H105ZM219 101V100H218ZM229 101V100H228ZM227 101V102H228ZM70 102H72V104H70ZM97 102V101H96ZM116 102H119V101H116ZM217 102V101H216ZM220 102V101H219ZM101 103V102H100ZM231 103V102H230ZM98 104V106L100 105L99 103H90L89 104V101H88V104L86 105L87 106V109H88V106L90 107V108H94V107H96V105ZM130 104V102H128L127 100H125V99H123L122 98V100H121V102H119V104H117L116 103V105L113 107V108H109V109H106V110H104V111H102V119H103V125L102 126H99V127H94L92 124H90L89 126H90V128H92V129H96L97 131H99L100 132V130L102 131V130H106L105 132L107 133V136H111V135H114V138H112V139H109L108 141L106 140V145H107V142H109L108 144H109V146L107 147L106 145V147H107V149H108V154H110L111 156H108V157H112V158H114V159H117V158H120L121 156H123V155H127L126 157H128V154H127V152L126 151H124L122 148H121V145H122V143L123 142H125V140L127 139L126 138V136L127 135H129V134H131V133H133L135 130L133 129L134 127H131L130 125H129V122H130V114L131 113H128V112H132V110H128V111H124V109L125 108H131V105H129ZM137 104L135 105V106H137ZM208 104V103H207ZM211 104H213V103H211ZM211 104L209 105V106H211ZM133 105V104H132ZM214 105H216V104H214ZM219 105V104H218ZM217 105V106H218ZM227 105V104H226ZM251 105V104H250ZM103 106V105H102ZM111 106H112V104H111ZM228 106V105H227ZM101 107V106H100ZM149 107H151L150 109H149ZM206 107H208V106H206ZM222 108H224V107H222ZM249 108H251V106H249ZM137 109V108H136ZM218 109V108H217ZM246 109V108H245ZM8 110V111H9ZM217 111V110H216ZM249 111H250V109H249ZM259 111V110H258ZM139 112H140V110H139ZM67 113L66 114H64L63 116L62 115H59V114H56V116H58V117H56L57 118V122L59 121V122H63V121H65L66 119H67ZM248 113V112H247ZM62 114V113H61ZM36 115V116H35ZM51 115H52V113H51ZM133 115H134V112H133ZM218 115H219V113H218ZM240 115V114H239ZM238 115V116H239ZM50 116V115H49ZM135 116V115H134ZM8 117V116H7ZM215 117H217V118H215ZM233 117V116H232ZM48 118V117H47ZM46 118V119H47ZM69 118V117H68ZM215 118V119H214ZM230 118V117H229ZM86 119V118H85ZM30 120H31V118H30ZM25 121H26V119H25ZM49 121H51V120H49ZM55 121V120H54ZM229 122H230V120H228ZM33 121L31 120V122H30V126H31V123H32ZM41 122V121H40ZM218 122V121H217ZM247 122V121H246ZM10 123V122H9ZM8 123V124H9ZM23 123L24 122H22V123H19L20 125H22V126H24V125H26V124H24L23 125ZM50 123H52V121L50 122ZM216 123V122H215ZM226 122H224V124H225ZM245 123V122H244ZM56 124V123H55ZM65 124V123H64ZM105 124V125H104ZM216 124H218V123H216ZM228 124V123H227ZM2 125V124H1ZM12 125V124H11ZM10 125V127H9V125H8V127H9V129L10 128H13L14 127V125H13V127ZM28 126H29V124H27ZM33 125V124H32ZM36 125V124H35ZM40 125V124H39ZM42 127H44V128H47V127H49V125H51V124H49L48 122H43L42 123ZM53 125H54V123H53ZM56 125H58V124H56ZM15 126V127H16ZM52 126V125H51ZM88 126V127H89ZM227 126V125H226ZM226 126H224V128L226 127ZM17 127H19V126H17ZM16 127V128H17ZM21 127V126H20ZM25 128L27 127V126H24ZM63 127V126H62ZM87 127V126H86ZM214 127V126H213ZM219 127H220V125H219ZM229 127V126H228ZM21 128H23V127H21ZM20 128V129H21ZM55 128V127H54ZM222 128V127H221ZM227 128V127H226ZM14 129V128H13ZM24 129V128H23ZM213 129V128H212ZM216 129V128H215ZM16 130H18V128L16 129ZM223 130V129H222ZM138 131V130H137ZM214 132V131H213ZM212 133V132H211ZM104 134V133H103ZM209 135V134H208ZM258 135H260V134H258ZM258 135H256V136H258ZM133 136H135V134L133 133ZM158 136V135H157ZM206 136V135H205ZM263 135H261V137H262ZM97 137H99V136H97ZM102 137V136H101ZM104 137V136H103ZM128 137H130V136H128ZM110 138V137H109ZM126 138V139H125ZM135 138V137H134ZM184 138V137H183ZM244 138V137H243ZM100 139V138H99ZM173 139V138H172ZM190 139V138H189ZM247 140H249L248 138H246ZM251 139V138H250ZM257 139L258 138H256V141H257ZM264 138H261V139H258V141H257V143H255V144H259V145H256V146H254V147H252V148H244L241 152H240V154L239 155H241L242 157V159L244 160V164H243V161H242V164L243 165H245V157L247 156H252L253 158L254 157H257V156H260L261 155V153H263V155H264V151L263 150H261L262 148H264V140H263ZM175 140V139H174ZM24 142V141H23ZM104 142V141H103ZM102 142V143H103ZM126 142H127V140H126ZM218 142H220V143H218V145L217 146H214V147H211L205 154H202V157H204V159H205V161H208V162H210V161H212L213 159H215L216 158V156H218V154L220 153V154H222L223 152L222 151H224L223 150V146H224V144L225 143H223V142H221V141H218ZM223 143V144H222ZM253 142H251V144H252ZM124 144V143H123ZM16 145V144H15ZM20 145V144H19ZM27 145V144H26ZM227 145H228V143H227ZM233 145H234V143H233ZM238 145V144H237ZM244 145H245V143H244ZM252 145H254V144H252ZM261 145H262V147H261ZM30 146V145H29ZM105 146H104V149H106L105 148ZM123 146V145H122ZM21 147V146H20ZM24 148L26 147L25 145L23 146ZM28 147V146H27ZM32 146H30L29 148H31ZM227 147V146H226ZM22 148V147H21ZM20 148V149H21ZM24 148H22V149H24ZM28 148V149H29ZM126 148V147H125ZM32 149V148H31ZM225 149H227V148H225ZM237 149V148H236ZM25 150V149H24ZM24 150H22V154L20 155L19 154V152H18V157H17V159L19 158V159H22L23 157H25V156H27L28 154L27 153H29V152H27V153H23L24 152ZM77 150V149H76ZM75 150V153H73L72 155H73V158H74V160L76 159V158H78L79 156L78 155H80L82 152L80 151V153L78 152V150L76 151ZM228 150V149H227ZM5 151V150H4ZM29 151H30V149H29ZM83 151V150H82ZM90 151H92V150H90ZM96 152V151H95ZM129 152V151H128ZM196 152H197V150H196ZM238 152V153H239ZM8 153V152H7ZM225 153V152H224ZM237 153V154H238ZM9 154V153H8ZM13 154V153H12ZM30 154H32V153H30ZM35 154V153H34ZM95 154V153H94ZM107 154V153H106ZM107 154V155H108ZM192 154H195V153H192ZM1 155V154H0ZM7 155V154H6ZM64 155V154H63ZM186 155V154H185ZM200 155V154H199ZM2 156V155H1ZM0 156V157H1ZM5 156V155H4ZM29 157H30V155H28ZM27 156V158H29ZM62 156V155H61ZM64 156H67V158H68V155H64ZM90 156V155H89ZM98 156V155H97ZM189 156V155H188ZM221 156V155H220ZM3 157V156H2ZM32 157H34V155L33 156H31V159H30V161H32L33 160V158ZM35 157H36V155H35ZM92 157H93V155H92ZM96 157V156H95ZM192 157V156H191ZM240 157V156H239ZM264 157V156H263ZM262 157V158H263ZM83 160H84V162L86 163L88 160H90L89 158L88 159H86L85 158V156L83 155ZM125 158V157H124ZM130 158V157H129ZM175 158V157H174ZM188 158V157H187ZM237 158H238V155H237ZM235 159V161L236 160H238V159ZM261 158V159H262ZM9 159V158H8ZM7 159V160H8ZM23 159H26V158H23ZM35 160H36V158H34ZM38 159V158H37ZM85 159L87 160V161H85ZM94 159V158H93ZM133 159H136V158H132L131 160H133ZM179 159V158H178ZM251 159V158H250ZM254 159H257V162H258V158H254ZM12 160V159H11ZM74 160H73V162H74ZM81 159L80 158H78L77 160H76V163L75 164H80L81 166L83 165V167L82 168H84V166H86L87 165V163H86V165L85 164H82V163H84L82 160V162L80 161ZM95 160V159H94ZM93 160V161H94ZM96 160H98V159H96ZM122 160H123V157H122ZM128 160H130V159H128ZM3 161V160H2ZM15 161V160H14ZM23 161H27V160H23ZM37 161V160H36ZM36 161H33V162H36ZM41 161V160H40ZM77 161H79V162H81V163H79V162H77ZM134 161V160H133ZM138 160H136V162H137ZM143 161V160H142ZM178 161V160H177ZM216 161V160H215ZM240 163H241V161L240 160H238ZM252 161V160H251ZM255 161V160H254ZM20 161H18V162H16V163H19ZM28 162H29V160H28ZM37 162H39V159H38V161ZM91 162V161H90ZM89 161H88V163H90ZM127 162V161H126ZM130 162V161H129ZM139 162V161H138ZM141 162V161H140ZM190 162V161H189ZM208 162H206V163H208ZM237 162V161H236ZM235 162V163H236ZM238 162V163H239ZM12 163V162H11ZM15 163V164H16ZM41 163H43V161L41 162ZM40 163V164H41ZM73 163V164H74ZM92 163V162H91ZM99 163V162H98ZM161 163V164H160ZM166 163V162H165ZM170 163V162H169ZM174 163V162H173ZM172 162H171V164H163V162H159V164H157V166L156 165H152L153 167L155 166V169L156 170H152V172H150V171H148L147 169H145V167L143 168V166H141L140 168H137L136 166L138 165V164H140V163H138V164H136L135 165V163H134V165L133 164H131V162H130V166H132L133 168H131L132 170L136 167L137 169H135V170H133V171H130L129 170V168L130 167H128V165H127V170H128V172L132 175L133 174V176H131L132 177V179H135V177L134 176H136V177H139V178H141V177H143L144 178V176L145 177H148L149 178V175L150 176H152L153 177V179L151 178V179H149V182H145V180L143 181V182H145L144 183V185H142L143 187H142V195L140 194L139 196L141 197V196H143L144 197V195L145 194H147V193H145V191H149V192H151V194L152 193H155V195L156 196H158V194H159V190L161 191V189H160V186L161 185H159L157 182H159V180H160V178L162 177V176H164V177H166V175L164 174L165 173V169H167V171H168V175H169V173L171 172V173H175V171H178L179 172V170L181 169V165H177L178 163H176L175 165L173 164ZM247 163H248V161H247ZM20 164V163H19ZM36 164V163H35ZM39 164V166H42V165H40ZM44 164V163H43ZM93 164H94V162H93ZM92 164V165H93ZM97 164V163H96ZM145 164V163H144ZM193 164V163H192ZM209 164V163H208ZM215 164V163H214ZM250 164V163H249ZM18 165V164H17ZM33 165V164H32ZM47 165V164H46ZM67 165V164H66ZM66 165H62L63 167L62 168H59V167H57L58 169H55V171L56 172H58V173H60V175H62L63 176V173L65 174L66 172L68 173L69 171H70V167H66ZM70 164H68V166H69ZM77 165H75V166H77ZM79 165V166H80ZM91 165V164H90ZM90 165H88V166H90ZM91 165V166H92ZM220 165V164H219ZM239 165V164H238ZM237 164H236V168H237V166H238ZM27 166V165H26ZM30 166V165H29ZM79 166H77L76 167V169L79 167ZM90 166V167H91ZM149 166V165H148ZM152 166L150 167V168H152ZM210 166V165H209ZM213 166V165H212ZM43 167H45V166H43ZM49 167V166H48ZM89 167V168H90ZM120 167H122V166H120ZM124 168L126 167V165L125 166H123ZM138 167H139V165H138ZM239 167V166H238ZM241 167V166H240ZM239 167V168H240ZM246 167V166H245ZM18 168V167H17ZM30 168V167H29ZM34 168H35V165H34ZM71 168H72V166H71ZM123 168V169H124ZM214 168V167H213ZM72 169H75V168H72ZM85 169H88V168H85ZM149 169V168H148ZM152 169H154V168H152ZM183 169V168H182ZM242 169H244V168H242ZM52 170V169H51ZM58 170V171H57ZM78 170V169H77ZM120 170V169H119ZM170 170V171H169ZM175 170V171H174ZM215 170V169H214ZM259 170V169H258ZM31 171V170H30ZM32 171L34 172L35 170H33L32 169ZM82 171H84V170H82ZM113 171V170H112ZM126 171V170H125ZM166 171V172H167ZM173 171V172H172ZM70 172H72V171H70ZM80 172V171H79ZM79 172H75V173H79ZM237 172V171H236ZM242 172H244V171H242ZM246 172V171H245ZM262 173V172H261ZM96 174V173H95ZM167 174V173H166ZM167 175V176H168ZM176 175V174H175ZM59 176V175H58ZM84 176H85V174H84ZM174 176V175H173ZM67 177H69V175H67ZM72 177V174H71V176H70V178ZM73 177H74V175H73ZM81 177H83V176H81ZM80 177V179H86V178H81ZM86 177V176H85ZM59 178L61 179V178H63V177H60L59 176ZM104 178V177H103ZM142 178V179H143ZM159 178V179H158ZM176 178H177V176H176ZM195 178V177H194ZM58 179V178H57ZM64 179H67L66 177H64ZM105 179V178H104ZM131 179V180H132ZM138 179V178H137ZM142 179H141V181H142ZM165 179V178H164ZM181 179V178H180ZM185 179V178H184ZM68 180V179H67ZM128 180V179H127ZM130 180V181H131ZM136 180V179H135ZM158 180V181H157ZM161 180L163 181V179L161 178ZM194 180V179H193ZM58 181V180H57ZM63 181V180H62ZM73 181H74V178H73ZM83 181V180H82ZM81 181V182H82ZM85 181V180H84ZM146 181H148V179L146 180ZM186 181V180H185ZM195 181V180H194ZM221 181V180H220ZM63 182H65V181H63ZM105 182H107V180H105L104 181V183ZM133 182V181H132ZM132 182L131 183H128L126 186H124V188H120L121 190H123V189H126L127 190V188L129 189V184H132ZM135 182V181H134ZM133 182V183H134ZM195 183V182H194ZM89 184V183H88ZM202 184V183H201ZM200 184V185H201ZM97 185V184H96ZM98 185H99V183H98ZM103 185V184H102ZM109 185H111L110 183H109ZM108 185V186H109ZM134 185H135V183H134ZM192 185V184H191ZM131 186H133V185H131ZM136 186L137 187H140V184H138V183H136ZM194 186H195V184H194ZM193 186V187H194ZM81 187V186H80ZM79 187V188H80ZM191 187V186H190ZM197 187V186H196ZM208 187H209V185H208ZM67 188V187H66ZM91 188H93V187H91ZM98 188V187H97ZM97 188H95L94 190H96V191H98V190H100V189H97ZM102 188V187H101ZM133 189H135L134 187H132ZM132 188H130V189H132ZM204 188V187H203ZM205 188H207L206 186H205ZM113 188L111 187V190H112ZM119 189V190H120ZM129 189V190H130ZM133 189H132V193L134 192V191H137V189H135L134 191H133ZM140 189V188H139ZM138 189V190H139ZM216 189H217V187H216ZM82 190V189H81ZM91 190V191H90ZM92 190L93 189H89V191L90 192H92ZM102 191L103 190H105V189H101ZM99 191V192H96V194L97 195H100V193H103L102 191ZM117 190V189H116ZM115 190V191H116ZM119 190H117L116 191V193L119 191ZM129 190H127V191H129ZM196 190H197V188H196ZM210 190H211V188H210ZM209 190V191H210ZM212 190H213V187H212ZM211 190V191H212ZM88 191V192H89ZM106 191V190H105ZM126 191V192H127ZM189 190H187V192H188ZM89 192V193H90ZM94 192V193H95ZM108 192H110V191H108ZM123 192V191H122ZM126 192H124L125 194H126ZM131 192V191H130ZM139 192H140V190H139ZM202 192H204V191H202ZM99 193V194H98ZM111 193V192H110ZM113 193V192H112ZM111 193V194H112ZM119 193H121V191L119 192ZM129 193V192H128ZM135 193H137V192H135ZM145 193V194H144ZM162 193V192H161ZM185 193V192H184ZM201 193V192H200ZM95 194V195H96ZM107 194V193H106ZM114 194V193H113ZM112 194V195H113ZM125 194H121V195H124V197H126L127 195H125ZM151 194H148V196L146 195L144 198H146L145 200H146V202H149V203H151L150 201H151V198L153 199V198H155L154 197V195H153V197H150L149 195H151ZM203 194H204V196H205V192L204 193H201L200 195H199V197L202 195L203 196ZM207 194V193H206ZM211 194V193H210ZM90 195V194H89ZM97 195H96V197H97ZM109 196H110V194H108ZM138 195V194H137ZM160 195H162V194H160ZM183 195V194H182ZM115 196L116 195H114L113 197L111 196V197H108L107 195H106V197H108V199L110 200V198H112V200H113V198H114V200H116V201H118L117 199H115ZM131 196H134V195H131ZM152 196V195H151ZM163 196V195H162ZM203 196V197H204ZM90 197H92V199H93V197L94 196H92V195H90ZM95 197V198H96ZM100 197H102V196H100ZM99 197V198H100ZM104 197H105V195H104ZM121 197V196H120ZM160 197V196H159ZM197 196H195V198H196ZM98 198V197H97ZM122 199H123V196L121 197ZM134 198H137V197H134ZM143 198V199H144ZM149 198H150V200H149ZM191 198V197H190ZM194 198V199H195ZM201 198V197H200ZM91 199V200H92ZM107 199V198H106ZM106 199H104V198H102V200H101V198L99 199V200H101V201H103V200H106ZM199 198L197 197L195 200H198ZM98 200V199H97ZM97 200H95V201H97ZM99 200L97 201V203L99 202ZM112 200H110L111 202H112ZM119 200H121V199H119ZM147 200H149V201H147ZM164 200V199H163ZM184 200V199H183ZM189 200V199H188ZM193 200V199H192ZM99 202V204L101 203L102 205H103V203H106V201L104 202ZM130 201V200H129ZM129 201H128V203H129ZM154 201H156V198H155V200ZM153 201V203H155ZM189 201H191V200H189ZM109 201H107V203H108ZM134 202V201H133ZM163 202V201H162ZM168 202V201H167ZM143 203V202H142ZM148 203V204H149ZM153 203H151V204H153ZM164 203V202H163ZM181 203V202H180ZM184 203H186V202H184ZM190 203V202H189ZM100 204V205H101ZM150 204V205H151ZM93 205V204H92ZM96 205V204H95ZM107 205V204H106ZM143 205V204H142ZM165 205V204H164ZM163 205V206H164ZM184 205V204H183ZM232 205V204H231ZM234 205V204H233ZM151 206H153V205H151ZM155 206V205H154ZM153 206V207H154ZM111 207V206H110ZM135 207V206H134ZM161 207V206H160ZM167 207V206H166ZM169 208V207H168ZM101 209V208H100ZM130 210V209H129ZM135 210V209H134ZM138 210V209H137ZM153 246V245H152ZM148 248V247H147ZM142 253V252H141ZM143 254V253H142ZM141 254V255H142ZM144 256H146V255H144ZM149 256H150V253H149ZM147 257V256H146ZM151 257V256H150ZM142 258V257H141ZM140 259V258H139ZM149 259V258H148ZM160 261V260H159ZM162 261V260H161ZM160 264H161V262H160Z\"/></svg>","mask_w":264,"mask_h":264}]
</instances>
